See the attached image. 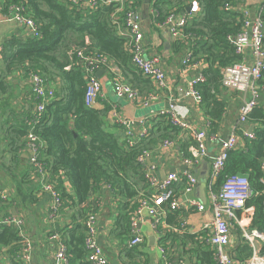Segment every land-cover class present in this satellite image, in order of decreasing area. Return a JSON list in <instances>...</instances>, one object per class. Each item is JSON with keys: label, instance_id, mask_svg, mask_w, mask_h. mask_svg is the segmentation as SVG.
<instances>
[{"label": "trees", "instance_id": "trees-1", "mask_svg": "<svg viewBox=\"0 0 264 264\" xmlns=\"http://www.w3.org/2000/svg\"><path fill=\"white\" fill-rule=\"evenodd\" d=\"M192 1L194 0H162L155 4L159 12L157 21L162 22L174 7L185 11ZM195 1L199 3L201 10L185 30L189 35L188 40L175 42L173 50L175 55L183 57L182 61L188 53H192V62L202 61L206 64L202 71L206 82L197 89L203 96L205 114L213 120L214 125V120H220L225 108L224 102L216 96L221 86V71L242 60L232 43V38L241 30V15L224 10L227 4H240V0ZM139 3L142 4L137 0L136 5ZM16 7H21V13L36 22L40 36H32L25 42L11 40L3 46L1 61L7 63V74L9 71L12 74L19 70L29 75L31 71H35L50 82L58 83L55 99L47 106L40 122L33 129L42 143L39 160L46 165V180L55 186L62 201L59 222L51 225L50 231L61 233L66 240L69 264H91L87 260L88 252L85 247V220L91 209L98 210V201L94 197L102 187L110 190L119 210L111 233L116 239L129 242L132 238L130 218L137 208L139 196L142 193L150 194L153 190L146 180L144 167L138 163L137 158L142 151L151 150L158 142L171 140L172 132L177 130L167 118L159 117L158 124L149 130L145 141L129 148L126 136L122 140L120 133L108 131L110 127L107 117L111 107L106 105L103 110H97L86 105L87 82L81 63L72 64L69 56V51L74 47H86L88 53L107 57L122 70L124 78L132 86L152 83L131 62L125 40L112 20L115 5L87 8L70 0H5L3 13L13 15V8ZM261 15L264 19V5ZM86 39L90 42L89 46L86 45ZM71 64L72 67L68 70L67 67ZM263 82L264 72L259 84H264ZM33 116L32 114L24 120L17 129V136L23 139V146L27 145V136L31 130L28 122ZM250 123L256 126L253 132L255 139L249 140L240 132L245 145L243 149L229 153L225 169L214 190L219 191L230 176L239 173L247 175L253 195L246 201L245 216L240 218L244 223L250 224L251 230L264 233V185L261 182L264 177L261 170V163L264 161L263 105H258L249 115L248 124ZM192 141L188 142L191 146L194 145ZM189 148H183L187 158L192 157ZM66 182L71 187L69 192L65 189ZM169 224L180 226L178 222ZM203 235H180L170 231L166 232L162 243L169 249L171 261L189 257L194 264H216L214 251L201 241ZM46 236L43 239L45 245L51 248ZM0 246L10 248L8 253L11 257L8 260L11 264H24L18 259L22 239L16 228L0 225ZM138 247L128 248V254L138 255ZM253 254V248L246 240L241 239L233 259L247 262ZM259 255L264 258V243ZM143 264H146L145 260Z\"/></svg>", "mask_w": 264, "mask_h": 264}, {"label": "built area", "instance_id": "built-area-1", "mask_svg": "<svg viewBox=\"0 0 264 264\" xmlns=\"http://www.w3.org/2000/svg\"><path fill=\"white\" fill-rule=\"evenodd\" d=\"M74 4L84 5L87 8H96L101 5H115L116 9L112 14V20L117 26L118 33L125 40V48L131 56L133 66L154 85L155 91L148 95L145 105L150 100L156 98L158 92H164L167 86L166 73L160 65V57L149 55L144 46V34L142 30L143 7L137 0H70ZM162 0H152L150 4V15H152V23L157 28H168L174 42H187L185 30L189 22L196 18L200 12V6L197 1H192L185 11L178 7L171 9L162 22H158L159 12L155 8ZM225 11H235L241 15V30L232 38V43L237 55L242 57V60L231 66H228L221 71V85L223 88L237 92L250 94V98L243 104L240 109L239 122L237 128L232 134L221 143L220 149L214 156L211 164V176L207 182V188L210 192V209L212 220L209 226L212 232L207 239L208 245L214 251L216 264H233V255L228 253L226 248L229 245L232 230L238 227L242 232V238L246 240L253 248L254 254L250 259L249 264H264V258L259 255V241L264 243V233L258 230H250L249 223H243L239 220L237 211L245 208L246 201L251 198L253 191L250 188L248 178H241L238 175L230 176L219 191L214 190L218 179L222 175L228 155L232 150H236L238 143V131L240 125H245L248 122V117L252 111L259 105V98L262 87L260 81L263 80L264 72V19L261 12H252L250 8L243 4L231 5L227 4ZM22 8H13V19L20 25L26 27L33 36L39 37L40 32L36 22L21 13ZM122 17V19H121ZM123 20V21H122ZM86 45L90 42L86 39ZM2 50L0 48V60L2 58ZM248 52L257 59L252 64L248 63ZM69 56L72 64L81 63L84 78L87 82L85 102L88 107H93L98 98L102 95V84L97 76L98 71L108 68L115 73V88L116 94L124 97L127 100L134 101L139 97V90L132 87L124 81L117 66H111L113 63L107 57L100 56L97 53H88L87 48H73L69 51ZM193 55L188 53L182 61V66L185 70L196 69L197 63L192 62ZM72 64L67 67L71 69ZM78 64V63H77ZM28 80L31 85L32 96L35 101V110L33 118L28 122L31 130L27 136L26 147L31 151V164L34 167V174L39 176L42 184V191L47 192L52 199L49 210V223L57 224L60 219V209L62 201L60 194L55 186L46 180V165L39 160V152L42 148V143L39 137L33 132L34 126L40 122L42 115L45 113L47 106L55 99L54 83L42 76L39 72L31 71L28 75ZM206 82V77L203 73L195 76L189 83L186 97H193L199 105L203 103V96L198 91L197 87ZM185 109L183 107H172L168 110H163L159 113V117L167 118L170 123L182 131L190 133L193 138L194 145L189 148L191 158L186 159L188 166L192 165L194 157L203 156L207 153V141H214L215 136H209L207 130L194 129L183 119ZM115 123L122 127L126 136V144L129 148L139 145L133 135L134 122L125 120L116 111H113ZM146 127L141 133L144 140L149 134L147 120L144 121ZM243 136L249 140L255 139L254 133H247L243 128ZM165 146L172 145L171 142H164ZM150 151L144 150L137 158L138 163L144 167L146 180L153 188L150 194H140L137 201V208L133 212L131 220L132 238L128 242L130 249L136 248L144 243L145 236L141 233L140 224L143 222L145 215L151 219L152 232L155 235V243L164 258V264H172L170 260L169 249L164 247L162 239L166 232L180 233L186 230L187 222H182L179 227L170 226L167 229L164 225V207L171 211H179L182 209L178 201L177 192L174 189V184L178 182L180 176L176 173L168 174L167 177L159 181L155 174V168H149L146 163ZM261 170L264 173V161L261 163ZM182 177L186 179L187 186L184 194L190 195L198 185V179L193 174L185 170ZM264 185V177L261 180ZM264 194V191H263ZM8 201L6 192H0V205ZM189 209H194L198 213L208 211L205 203H202L196 198L189 197L187 199ZM0 225L14 227L18 230L22 239V250L18 259L24 264H33L35 244L34 239L25 231L24 221L15 216H5L0 218ZM86 236L85 247L88 252L87 260L91 264H109V260L103 247L100 244V231L98 226V213L91 209L85 220ZM46 236V241L51 245L50 251H53L52 260L49 264H69L68 245L61 233H51L49 230ZM45 238V237H44ZM44 241V240H43ZM45 243V242H44ZM0 264H4L0 259ZM11 264V262H9Z\"/></svg>", "mask_w": 264, "mask_h": 264}, {"label": "crops", "instance_id": "crops-1", "mask_svg": "<svg viewBox=\"0 0 264 264\" xmlns=\"http://www.w3.org/2000/svg\"><path fill=\"white\" fill-rule=\"evenodd\" d=\"M4 1L0 0V48H3L11 40L25 42L33 36L31 31L15 21L12 15L3 13ZM151 1L140 0L143 7V21L141 22L144 34L143 42L149 55L157 54L160 57V65L166 73L168 88L164 92H158L156 98L145 105L148 95L155 91L154 85L150 83L135 87L130 84L139 90L138 99L130 101L116 94L114 83L116 74L105 68L99 76L103 87L102 95L92 108L103 110L106 105L111 107L107 117V124L110 127L108 131L116 134L120 133L122 140H124L125 132L122 127L121 130L120 126L115 123L113 111H116L123 119L133 121L132 131L138 144L145 141L140 136L146 127L144 121L147 120L149 129L154 128L158 124L159 113L176 106L185 109L183 119L194 129L207 130L209 136L216 137L214 141H207V153L203 156L194 157L192 165L188 166L183 148L191 147L192 144L190 145L188 142L192 141L193 138L190 133L176 127L177 131L172 132L173 138L171 140L160 141L149 150L150 154L146 163L149 168H155V174L159 181L164 180L171 173L180 176L173 187L177 192L182 209L178 211V214H174L164 208L163 223L165 227L170 229L169 223L178 222V225H181L182 222H187L186 230L177 234L201 235L203 233L201 241L209 246L207 239L212 232V228L207 226L211 223L212 214L207 182L211 176V164L220 149L221 143L237 128L240 109L250 98V94L228 90L221 85L216 96L224 102L225 108L220 120H214V125H212L213 120L205 114L204 104L199 105L193 97H186L185 95L190 81L202 73L206 68V64L201 61L197 63L198 67L196 69L185 70L182 66L183 57L174 53L175 42L169 29L157 28L152 23V15H150ZM240 4L247 6L252 12L259 13L263 9L264 0H240ZM255 61L257 59L248 52V63L252 64ZM111 66H116V64L112 63ZM118 71L117 74H120L127 82L122 70L119 69ZM56 85L58 86V83H54L53 86L56 88ZM260 85L262 90L259 105L264 106V84ZM34 108L35 101L28 75L19 70L12 74L9 71L7 74V63L0 60V192L4 191L8 196V201L0 205L2 208L0 218L6 214H8L7 216L21 218L25 223V231L34 239L33 264H49L52 260L53 251H50L43 239L51 229L49 210L52 199L47 192L42 191L43 182L38 176L34 175L35 170L30 161V149L23 146V139L17 136V129L22 126L24 120L34 113ZM255 127L254 124H248L247 122L243 126L240 125V130L244 128L247 133H250L253 129V133ZM240 130L238 131L236 148L238 150L243 149L245 145ZM164 142H171L172 145L165 146ZM3 164L4 167H2ZM185 170L190 171L198 179V185L190 195L184 194L187 181L182 177V174ZM204 182L205 187H203ZM65 189L68 192L71 190L68 182L65 183ZM96 195L98 197L95 196L94 199L97 198L98 201L99 241L106 253L109 264H134L135 262L143 264L144 260L146 264H164V258L158 246L155 242L151 245L149 241L150 237L155 238L152 232L151 219L145 215L143 222L140 224V230L145 236L146 242L138 247V255H129L128 242L116 239L114 234L111 233L119 215L118 204L114 202L107 187H102ZM189 197L205 203L208 211L198 213L194 209H189L187 203ZM237 215L241 220L240 217L245 216L244 209L238 210ZM241 235L242 232L238 227L232 230L230 242L226 248L228 253L234 254L235 249L243 239ZM258 241V249L260 250L263 242ZM8 251H10L9 247L0 246V259L3 260L4 264L10 262L8 258L11 255ZM249 262L250 260L243 262L239 259H233V264H249ZM172 264H194V261L189 257H182L173 259Z\"/></svg>", "mask_w": 264, "mask_h": 264}, {"label": "water", "instance_id": "water-1", "mask_svg": "<svg viewBox=\"0 0 264 264\" xmlns=\"http://www.w3.org/2000/svg\"><path fill=\"white\" fill-rule=\"evenodd\" d=\"M103 72H104V70H100V71H98L97 76L99 77L100 74L103 73ZM252 131H253V129L250 131V133H252ZM238 176L241 177V178H248L247 175L242 174V173H239ZM205 186H206V185H205V182H204V183H203V187H205ZM149 241H150V243H151V245H152V244L155 242V238H154V237H150V238H149Z\"/></svg>", "mask_w": 264, "mask_h": 264}]
</instances>
